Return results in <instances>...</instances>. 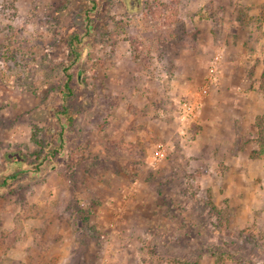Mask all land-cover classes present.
<instances>
[{
  "label": "rangeland",
  "instance_id": "rangeland-1",
  "mask_svg": "<svg viewBox=\"0 0 264 264\" xmlns=\"http://www.w3.org/2000/svg\"><path fill=\"white\" fill-rule=\"evenodd\" d=\"M262 118L264 0H0V264H264Z\"/></svg>",
  "mask_w": 264,
  "mask_h": 264
},
{
  "label": "built area",
  "instance_id": "built-area-1",
  "mask_svg": "<svg viewBox=\"0 0 264 264\" xmlns=\"http://www.w3.org/2000/svg\"><path fill=\"white\" fill-rule=\"evenodd\" d=\"M195 112V106L192 103L185 102L181 107L180 113L183 120L189 119ZM162 148V145H160Z\"/></svg>",
  "mask_w": 264,
  "mask_h": 264
},
{
  "label": "trees",
  "instance_id": "trees-1",
  "mask_svg": "<svg viewBox=\"0 0 264 264\" xmlns=\"http://www.w3.org/2000/svg\"><path fill=\"white\" fill-rule=\"evenodd\" d=\"M68 89L70 90V95H73V88L70 87L69 83L67 84ZM259 129H260V143H262V147L264 148V119H260V124H259ZM191 262H189L190 264Z\"/></svg>",
  "mask_w": 264,
  "mask_h": 264
}]
</instances>
